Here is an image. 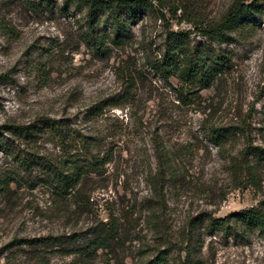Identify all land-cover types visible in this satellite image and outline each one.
<instances>
[{
    "label": "rangeland",
    "instance_id": "obj_1",
    "mask_svg": "<svg viewBox=\"0 0 264 264\" xmlns=\"http://www.w3.org/2000/svg\"><path fill=\"white\" fill-rule=\"evenodd\" d=\"M146 1L130 23L127 43L110 44L100 54L84 39L85 7L66 0H0V125L61 121L92 138L94 157L84 179L88 201L78 207L75 196L58 197L43 181L40 164L24 170L0 150V264H42L37 254L47 249L14 244L15 238L36 242L51 232L87 230L110 216L120 218L127 235L115 250H100L96 264H144L147 250L163 248L164 240L172 249L168 264H181L188 242L202 244L201 264H264L260 231L233 236L209 228L211 218L256 206L264 197V23L218 44L208 26L236 2L250 0ZM106 13L98 15L102 34L111 32ZM178 33L191 46L228 56L212 86L188 93L177 76L166 80L152 68L165 40ZM128 75L135 83L128 85ZM215 127L227 130L219 143L211 137ZM155 132L164 146V239L152 200ZM8 136L23 154L59 162L70 160L78 146L73 135L66 144L46 133L36 143ZM49 251L50 264L76 259Z\"/></svg>",
    "mask_w": 264,
    "mask_h": 264
},
{
    "label": "trees",
    "instance_id": "obj_2",
    "mask_svg": "<svg viewBox=\"0 0 264 264\" xmlns=\"http://www.w3.org/2000/svg\"><path fill=\"white\" fill-rule=\"evenodd\" d=\"M77 8L85 7L86 31L85 42L97 53L105 54L110 49V44L122 47L127 43L128 33H131L130 23L137 17L138 10L148 5L146 0H66ZM106 10L109 18L111 32L103 34L97 31L99 22V11ZM264 23V0H250L236 2L225 14V16L210 26L208 34L221 44L228 40H234L236 35H245ZM228 56L221 51L211 50L205 46H191L183 33L173 34L164 42V50L152 59V68L160 75L169 80L171 76H177L185 89L194 90L208 88L225 71L229 63ZM128 85L135 83L132 75L125 77ZM184 95V91H180ZM91 113L96 112L97 105L90 108ZM224 127H215L211 137L219 143L220 136L226 133ZM39 133H46L51 139H57L62 144L69 141L70 135L78 143L76 154L69 160L57 161L48 156H32L23 154L12 141L9 134L24 138L28 142L36 143ZM152 143L157 155L158 163L155 171V182L152 192V200L159 220V237L166 235L164 218L166 212L165 185L166 176L162 162L163 143L158 132L152 135ZM92 138L80 130L70 129L61 121L50 120L41 123V126L32 124H2L0 125V150L8 153L24 170H29L38 163L44 169L43 181L50 184L58 197L72 195L76 197L78 207L87 204L84 191V179L89 171H92L94 157H92ZM251 146V145H250ZM250 146L245 148L244 156L248 157ZM81 152V153H78ZM40 160V161H38ZM209 228L223 231L226 234L237 236L242 232L258 230L264 235V197L256 206L232 213L225 218H211ZM127 235L120 218L110 216L107 220H99L97 224L91 225L87 230L63 231L55 234L53 232L40 236L36 242L26 238H15L12 243L32 244L39 249H47L38 252L42 264H50V258L46 257L44 251L76 256L73 264H96L95 257L100 250H115L114 246L122 243ZM164 239V238H163ZM124 244V243H123ZM164 247L151 246L147 250L144 264H168L171 255L169 240H164ZM121 246V244L119 245ZM201 246L199 242L193 245L188 242L182 249L185 256L181 264H201Z\"/></svg>",
    "mask_w": 264,
    "mask_h": 264
}]
</instances>
